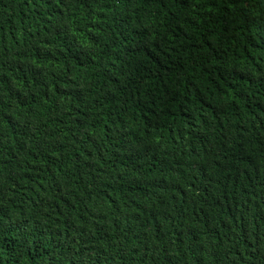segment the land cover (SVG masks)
<instances>
[{
	"label": "trees",
	"instance_id": "16d2710c",
	"mask_svg": "<svg viewBox=\"0 0 264 264\" xmlns=\"http://www.w3.org/2000/svg\"><path fill=\"white\" fill-rule=\"evenodd\" d=\"M0 264H264V0H0Z\"/></svg>",
	"mask_w": 264,
	"mask_h": 264
}]
</instances>
